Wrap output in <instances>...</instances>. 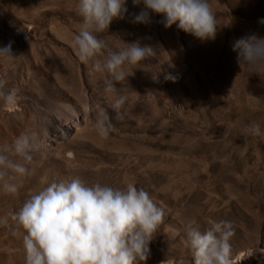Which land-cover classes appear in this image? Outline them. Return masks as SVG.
I'll return each mask as SVG.
<instances>
[{
  "label": "rangeland",
  "instance_id": "1",
  "mask_svg": "<svg viewBox=\"0 0 264 264\" xmlns=\"http://www.w3.org/2000/svg\"><path fill=\"white\" fill-rule=\"evenodd\" d=\"M209 2L214 40L166 29L156 14L149 25L134 24L140 7L132 0L125 19L98 34L106 50L137 40L155 47L116 84L127 115L103 138L95 121L101 109L114 115L115 97L104 91L109 74L93 72L73 48L78 0H0V46L11 43L17 56L0 59V80L17 97L13 105L0 102V146L31 128L46 153L28 165L17 196L0 189V217L53 181L131 182L165 213L142 264H194L185 226L204 230L219 220L235 228L231 264H264V67L240 65L232 50L239 38L264 37V0ZM252 122L261 135L246 131ZM23 234L0 225V264H25Z\"/></svg>",
  "mask_w": 264,
  "mask_h": 264
},
{
  "label": "clouds",
  "instance_id": "2",
  "mask_svg": "<svg viewBox=\"0 0 264 264\" xmlns=\"http://www.w3.org/2000/svg\"><path fill=\"white\" fill-rule=\"evenodd\" d=\"M138 13L131 14L134 24L149 25L152 14L163 17V26L176 25L179 30L205 41L214 40L217 18L209 0H132ZM142 6V7H141ZM82 18L73 48L79 60L95 73H107L104 91L115 98L113 114L101 109L95 121L99 135L107 138L114 130V120L126 118V96L118 94L128 81L126 68L155 55V47L139 40L112 51L98 34L108 32L114 20L128 15L127 0H78ZM264 25V19L259 20ZM237 62L250 68L264 67V37L252 34L232 44ZM11 43L0 46V59L14 62ZM165 79H174L166 76ZM15 90L0 80V102L13 105ZM246 131L261 135L259 123L252 122ZM45 134H47L45 130ZM39 133L26 129L11 145L0 146V189L17 196L23 180L31 175L30 165L42 152ZM149 192L128 183L114 188L101 183L88 184L79 176L53 181L32 194L17 211L0 217V225L11 228L13 235L23 230L25 264H142L150 254L149 244L164 217ZM11 221V222H10ZM14 222V223H12ZM185 237L191 248L194 264H231L235 235L233 223L213 221L201 230L195 222L185 226Z\"/></svg>",
  "mask_w": 264,
  "mask_h": 264
}]
</instances>
